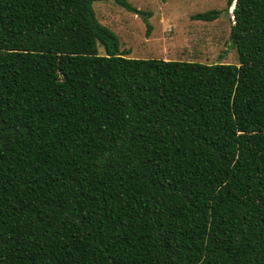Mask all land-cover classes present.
I'll use <instances>...</instances> for the list:
<instances>
[{
  "label": "trees",
  "instance_id": "1",
  "mask_svg": "<svg viewBox=\"0 0 264 264\" xmlns=\"http://www.w3.org/2000/svg\"><path fill=\"white\" fill-rule=\"evenodd\" d=\"M95 2L137 14L0 0V264H264V0L238 66L126 58Z\"/></svg>",
  "mask_w": 264,
  "mask_h": 264
},
{
  "label": "rangeland",
  "instance_id": "2",
  "mask_svg": "<svg viewBox=\"0 0 264 264\" xmlns=\"http://www.w3.org/2000/svg\"><path fill=\"white\" fill-rule=\"evenodd\" d=\"M137 11L129 13L112 2H95L97 21L118 40L126 58L196 62L205 65L238 66V55L230 43L233 17L226 0H127ZM222 11L211 22L192 20L195 14ZM144 14H149L146 35ZM99 54L104 48L98 46Z\"/></svg>",
  "mask_w": 264,
  "mask_h": 264
},
{
  "label": "water",
  "instance_id": "3",
  "mask_svg": "<svg viewBox=\"0 0 264 264\" xmlns=\"http://www.w3.org/2000/svg\"><path fill=\"white\" fill-rule=\"evenodd\" d=\"M233 8V7H232Z\"/></svg>",
  "mask_w": 264,
  "mask_h": 264
}]
</instances>
